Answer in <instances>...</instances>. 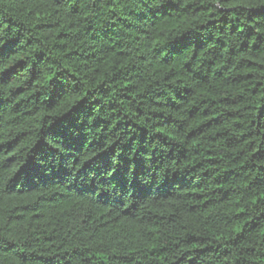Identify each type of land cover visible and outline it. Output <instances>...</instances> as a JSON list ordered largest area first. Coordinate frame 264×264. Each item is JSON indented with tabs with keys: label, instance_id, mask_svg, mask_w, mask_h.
<instances>
[{
	"label": "trees",
	"instance_id": "trees-1",
	"mask_svg": "<svg viewBox=\"0 0 264 264\" xmlns=\"http://www.w3.org/2000/svg\"><path fill=\"white\" fill-rule=\"evenodd\" d=\"M0 264H264V0H0Z\"/></svg>",
	"mask_w": 264,
	"mask_h": 264
}]
</instances>
